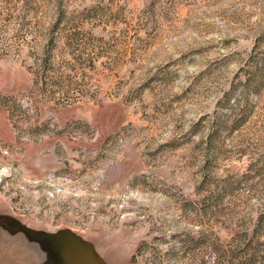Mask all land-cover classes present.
I'll use <instances>...</instances> for the list:
<instances>
[{"label": "rangeland", "instance_id": "obj_1", "mask_svg": "<svg viewBox=\"0 0 264 264\" xmlns=\"http://www.w3.org/2000/svg\"><path fill=\"white\" fill-rule=\"evenodd\" d=\"M0 264H264V0H0Z\"/></svg>", "mask_w": 264, "mask_h": 264}, {"label": "built area", "instance_id": "obj_2", "mask_svg": "<svg viewBox=\"0 0 264 264\" xmlns=\"http://www.w3.org/2000/svg\"><path fill=\"white\" fill-rule=\"evenodd\" d=\"M0 181H1V177H0Z\"/></svg>", "mask_w": 264, "mask_h": 264}]
</instances>
